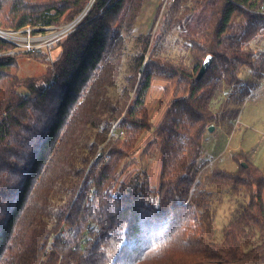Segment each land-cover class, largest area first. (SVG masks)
<instances>
[{
  "label": "trees",
  "instance_id": "trees-1",
  "mask_svg": "<svg viewBox=\"0 0 264 264\" xmlns=\"http://www.w3.org/2000/svg\"><path fill=\"white\" fill-rule=\"evenodd\" d=\"M206 1L176 0L177 26ZM213 1L203 31L184 35L188 64L156 50L147 56L153 32L141 38L115 105L110 91L123 78L145 0H0V31L15 34L62 28L86 14L51 65L39 52L10 54L17 46L0 39V264H264V171L234 155L236 173L213 172V187L245 203L222 242L214 193L201 190L192 200L218 121L213 103L228 89L249 97L258 84L241 77L246 71L264 78L251 46L264 35V0ZM22 57L46 65L45 76L20 79ZM156 78L168 83L160 101L170 99L156 129L159 185L142 174L116 189L125 159L152 130L147 99ZM90 128L99 129L98 143L77 166L76 146ZM116 129L120 139L112 138ZM113 239L120 246L109 263Z\"/></svg>",
  "mask_w": 264,
  "mask_h": 264
},
{
  "label": "rangeland",
  "instance_id": "rangeland-1",
  "mask_svg": "<svg viewBox=\"0 0 264 264\" xmlns=\"http://www.w3.org/2000/svg\"><path fill=\"white\" fill-rule=\"evenodd\" d=\"M175 3L176 0L174 3L169 0H163V2L161 1L159 7L156 10L157 13L152 18V22L148 31L146 27H144L145 30L144 28H142L143 30H140L136 24L133 34L134 37L130 38L128 41L129 51L123 62V78L120 80L118 85L110 91V99L115 105L119 103L123 95L122 87L120 86H122L123 83H126L124 76L128 74L127 71L134 63L137 53L142 50L143 46H145V43L143 40H141L142 37H147L151 34V32H153V40L152 37L149 39L151 46L146 51L147 56H150L156 50L155 53L159 56L165 58L168 57L176 62L184 61V63L188 64L189 45L186 41H184V35L194 36L203 31L213 11L212 9L214 1L209 0L206 1L205 4L198 6L196 13L192 14V17H190L188 20H183L180 27L177 26L178 19L174 9ZM159 9H161V12ZM158 12H160L159 16ZM79 18H82L81 21L83 20V16ZM78 19L67 26L57 29L70 27V29L73 30L76 28V26L78 27ZM32 31L34 32V29H32ZM3 32H5V34L0 39H4L12 43L15 42L17 46V53L32 52V50H29L30 45L28 32H23L20 34L17 33L15 35H11L15 32L11 33L4 30ZM57 32L58 31L54 28L48 27L44 33H41L40 31L34 32L36 35L32 34L30 38L31 40L35 37L39 38V41L36 43L38 52L41 53V55L46 60H49L50 65L59 60L62 52V49L58 47L59 44H57V46H55L53 49H46L47 38L51 35H55ZM60 38L62 37L60 36ZM32 46L34 48L35 44H32ZM251 46L254 48L255 53H258L259 56L257 58L259 60L260 66H262V64H264V35L262 37H258L255 42L251 43ZM19 60V69L17 74L22 80L42 77L47 73V67L43 63L23 57ZM241 77L244 80L252 81L258 85L264 84V78L257 81L252 77V73L249 71L244 72ZM166 85H168V83L162 79L156 78L153 80V88L147 99L152 130L151 132L145 133L141 137L140 141L135 146L136 148L131 151V153H129L128 157L125 159V163L120 170L116 189L121 186H126L130 181L136 179L137 176H141L142 174H146V176L151 179L152 188H156L159 185L163 162L162 156L160 154V145L162 140L159 138L156 129L162 123L164 114L166 113L168 104L170 102V99H168V102L165 104H162L160 101ZM23 91L21 90V92ZM242 92V89L237 91L228 89L217 98L215 103H213V111L218 115L217 127L230 126L228 129L231 131L234 130V121H237L240 114L243 124H247L249 129L244 130L242 126L237 128V134L239 135L237 139L242 136V138L239 140V143L242 144V140L245 138L244 134H246L245 131H247L249 135L246 136L248 137V140H245V142L249 143L250 145H254L255 140L252 136H256V134L259 135L260 131L263 129L262 127H264V100L255 103L256 100L253 98L247 97L242 99ZM228 120L233 122L228 123ZM238 124L239 120L236 122V126H238ZM97 132H99L98 128H95V130L90 128L86 130L81 136L78 146H76L77 159L74 162L77 164V166H81V162L83 161L82 158L89 156L91 150L94 149L93 147L95 144L98 143ZM121 137V133L118 132L117 129L112 134V138L114 139H120ZM208 137H211V133H208ZM225 141L226 138L223 137V146H220V149L223 148L222 150L225 151L227 148L226 154H229L230 152L228 151L230 146L228 148L227 142ZM256 141H258V138H256ZM259 143L261 145L260 152H262L264 151V137L260 139ZM237 145L238 144L233 142L234 148H236ZM204 167L207 168V166H200L202 174L205 172ZM212 168L213 167H211V169ZM229 169L230 168H228V170ZM207 174L210 176H206V174L203 175L201 181H199L194 188L192 200L199 192H201V190H207L214 193L217 219L215 227L216 241L222 242L226 235V231H228L230 227L235 226L237 221L240 219L239 217L242 215V208L245 204L244 198H242V196H235L232 192H221L217 187H213L210 182L213 174ZM119 246L120 244L115 239L111 240L108 246L109 263L112 262Z\"/></svg>",
  "mask_w": 264,
  "mask_h": 264
},
{
  "label": "crops",
  "instance_id": "crops-1",
  "mask_svg": "<svg viewBox=\"0 0 264 264\" xmlns=\"http://www.w3.org/2000/svg\"><path fill=\"white\" fill-rule=\"evenodd\" d=\"M161 1L163 2V0H145L144 7L142 9V14L139 17V20L137 22V27L140 30L146 27L148 31V29L150 28L151 22H152V18L157 13L156 10L159 7ZM248 98L255 99L256 100L255 103H258V101L261 102L262 100H264V84L258 85V87L254 91H252L251 95ZM238 120H239V124L238 126H236V122ZM237 121H234L235 124L233 127L234 129L233 131L228 129L230 126L217 127V125H215V131L213 134H211V137H208V135L206 136V139L204 142V150L200 158L201 160L200 166L202 165L207 166V168L204 167L205 172L203 174H202V170L200 169L201 171L199 174L200 177H199L198 182L201 181V179L203 178V175L206 174V176H210L207 173L212 175L215 169H221L227 173L229 172L236 173L239 170V167H238L239 164L237 160L233 159L234 155H243V156L246 155V158L248 159V161L255 168H257L258 170L264 171V151L260 152L261 145L259 143L260 139L264 137V127H262L263 129L260 131L259 135L256 134V136L255 135L252 136L255 140L254 145H250L249 143L245 142V140H248V137L246 136L249 135L247 131H245L246 132V134H244L245 138L244 140H242V144H240L239 140L242 138V136L237 139V137L239 136L237 134V130H238L237 128L242 126L244 130H246V129H249V126L245 123L243 124L240 114H239ZM231 122L233 121L230 120L228 123H231ZM223 137L226 138L225 142H227L228 148L230 146L229 151H228L230 152L229 154H226L227 148L225 149V151L222 150L223 148L220 149V146H223L222 144ZM256 138H258V141H256ZM233 142L235 144H238L236 148L233 147ZM211 167L213 168L211 169ZM228 168L230 169L228 170Z\"/></svg>",
  "mask_w": 264,
  "mask_h": 264
},
{
  "label": "built area",
  "instance_id": "built-area-1",
  "mask_svg": "<svg viewBox=\"0 0 264 264\" xmlns=\"http://www.w3.org/2000/svg\"><path fill=\"white\" fill-rule=\"evenodd\" d=\"M169 1H171V2H175V0H169ZM263 14H264V8L262 9V11H261ZM86 15V14H85ZM85 15L83 16V18L85 17ZM81 21V20H80ZM80 21L79 22H77V25L80 23ZM49 28H54V27H49ZM76 28H77V26H76ZM76 28L75 29H73V30H71L70 29V27H67V28H64V29H57V28H54L55 30H57L58 32L55 34V35H51L50 37H48L47 38V41H46V49H53V48H55V46H57V44L60 42V41H62V39L64 38V37H66V36H68V35H70L71 33H73V32H75L76 31ZM46 29H34V32H38V31H40L41 33H44V31H45ZM23 32H28V34H29V45H30V51L32 50V52L33 53H36V52H38V48H37V45H36V43L39 41V38H33L32 40L30 39L31 38V36H32V34H35L32 30H30V29H25L24 31H21V32H17V33H23ZM11 35H15V33L14 34H11ZM36 35V34H35ZM60 36L62 37V38H60ZM12 43V42H11ZM13 44L16 46V43L15 42H13ZM32 44H35V46H34V48H33V46H32ZM32 52H27V53H32ZM19 53V52H18ZM17 53V50H16V52H12V53H10V54H18ZM121 136H124V134L123 133H121ZM70 232H72V230H67V231H64V230H62V231H60L59 232V234L58 235H66V234H68V233H70Z\"/></svg>",
  "mask_w": 264,
  "mask_h": 264
},
{
  "label": "water",
  "instance_id": "water-1",
  "mask_svg": "<svg viewBox=\"0 0 264 264\" xmlns=\"http://www.w3.org/2000/svg\"><path fill=\"white\" fill-rule=\"evenodd\" d=\"M81 19H82V18H79V19H78V22H79ZM76 21H77V20H76ZM0 38H2V37H0ZM213 60H214V57H213V56H212V57H208L207 60L203 63L202 67L200 68V72H199V74H198L197 81H198V80H201V79L207 74V72L209 71L208 69H209V67L211 66ZM214 131H215V126H211V127L209 128V133L213 134ZM101 156H102V155H100V157H101ZM243 166H244V168H245V167L247 166L246 163L243 164Z\"/></svg>",
  "mask_w": 264,
  "mask_h": 264
},
{
  "label": "bare ground",
  "instance_id": "bare-ground-1",
  "mask_svg": "<svg viewBox=\"0 0 264 264\" xmlns=\"http://www.w3.org/2000/svg\"><path fill=\"white\" fill-rule=\"evenodd\" d=\"M4 34H5V32H3V31L0 32L1 37L4 36Z\"/></svg>",
  "mask_w": 264,
  "mask_h": 264
}]
</instances>
